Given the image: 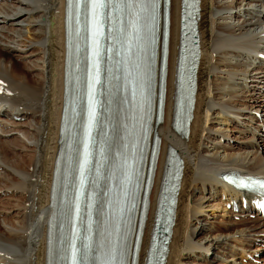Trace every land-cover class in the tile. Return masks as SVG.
Segmentation results:
<instances>
[{
	"label": "bare ground",
	"instance_id": "1",
	"mask_svg": "<svg viewBox=\"0 0 264 264\" xmlns=\"http://www.w3.org/2000/svg\"><path fill=\"white\" fill-rule=\"evenodd\" d=\"M180 2L171 0L166 114L158 126L163 156L169 146H174L184 159L166 264H252L245 260L251 251H264V220L257 225L261 218H250L252 211L232 210L233 204L241 201L220 174L236 169L264 175V0H201L202 56L194 117L186 138L170 129ZM63 17L64 0H0V49L7 46L6 54L0 50V197L8 199L0 202V213L4 214L0 264H45L50 188L63 101ZM30 45L35 50L30 55L37 57L28 59L24 71L13 57H23ZM32 70L41 73L38 80L33 79ZM14 114L29 121L16 122ZM227 124L232 128L222 127ZM11 125L24 126L25 130ZM228 131L236 134L230 138ZM12 133L24 136L18 134L9 141L7 136ZM15 149L31 150L32 154L25 160ZM163 162L158 169L142 257L153 224ZM195 193H199L196 198ZM226 203L232 207L226 209ZM11 209L16 213L11 215ZM198 213L202 223L193 227ZM257 241L260 243L252 245ZM254 260L264 264V256Z\"/></svg>",
	"mask_w": 264,
	"mask_h": 264
},
{
	"label": "rangeland",
	"instance_id": "2",
	"mask_svg": "<svg viewBox=\"0 0 264 264\" xmlns=\"http://www.w3.org/2000/svg\"><path fill=\"white\" fill-rule=\"evenodd\" d=\"M16 47V46H15ZM6 48H7V46H4L2 49H0L4 54H6L7 53V50H6ZM31 51H35L34 50V48H32V45H30V46H28L27 48H25V50H24V53H23V57H17V56H15V57H13V61L18 65V67H20V68H22V69H24V71L26 70L25 69V66H24V64H26V62L28 61V59H35L36 57H37V55H30V52ZM17 52H20V51H17ZM19 54H22V53H19ZM27 57V58H24V57ZM27 71V70H26ZM30 74L31 75H35V77H33V79H35V78H37V80H38V78H39V76H41V73L38 71V70H32V72H30ZM24 122H23V121ZM16 122H23V123H25V124H27V122L29 121V119H28V117L27 118H20V120H15ZM228 126V127H227ZM9 127H13V128H15V129H17L18 127L19 128H21V129H23V130H25V128H24V126H13V125H11V126H9ZM223 128H232V126L231 125H224V126H222ZM17 131V130H16ZM236 132V131H235ZM234 131H228V134H229V137L231 138V134H236ZM20 135V136H24L22 133H12L10 136H7V139L9 140V141H11V140H13L14 139V137H17V135ZM211 135H213L212 133H211ZM237 136V135H236ZM257 137H259V136H257ZM244 146V145H243ZM13 151H15V152H17V153H21L22 155H23V157L25 158V160H27L28 158H29V154H32V152H31V150L29 151V150H24V151H19L18 149H15V150H13ZM10 153V152H9ZM26 157H25V156ZM12 185L13 184H11V187H12ZM13 188V187H12ZM3 189V188H2ZM10 190H11V188H10ZM0 194H2V191H0ZM198 194L199 193H195L194 195V198H196V197H198ZM10 195H11V192H10ZM208 195V194H207ZM206 195V196H207ZM16 199V198H15ZM5 201H7L8 202V199H6L5 200V198H3L2 197V199H1V197H0V202H5ZM10 202L11 203H13V201L12 200H10ZM15 210H13V209H11L10 210V213H11V215H12V213L14 214V213H16V211L14 212ZM3 214V212L2 213H0V223H4V214ZM11 218H13V219H15L13 216H10ZM198 217H201V215H200V213H198L194 218H193V220H192V225H193V227L195 226L196 227V225L197 224H199L200 225V223H202V222H198ZM202 217H207V216H203L202 215ZM209 219H211V218H209ZM201 221V220H200ZM259 222H263V220L262 219H259L257 222H256V224L258 225V223ZM199 229V228H198ZM205 231H203V233H204ZM260 242L259 241H257V242H253V244L252 245H256V244H259ZM216 250V249H215ZM251 256H247V258H252L253 257V259L256 257L257 259L259 258V259H261V257L263 258V256H264V251H262V250H260V251H258V252H253V251H251ZM257 254V255H256ZM246 260V259H245ZM249 260V259H248ZM247 260V261H248ZM256 261H258V260H256ZM238 264H240V263H238ZM257 264H260V261H258V263Z\"/></svg>",
	"mask_w": 264,
	"mask_h": 264
},
{
	"label": "snow or ice",
	"instance_id": "3",
	"mask_svg": "<svg viewBox=\"0 0 264 264\" xmlns=\"http://www.w3.org/2000/svg\"><path fill=\"white\" fill-rule=\"evenodd\" d=\"M114 2L117 4V8L119 4H130L131 0H83V3L87 7L89 4H91L92 9V16H93V24L94 27L97 29L96 35H101L102 33L99 31L103 27V21L101 20L102 16V9L108 8L109 6H112ZM152 3L155 2V0H151ZM119 10V8H118ZM98 74V69H97ZM95 117L94 112L90 111V120H93ZM85 165L87 164V157H85ZM83 182V181H82Z\"/></svg>",
	"mask_w": 264,
	"mask_h": 264
}]
</instances>
